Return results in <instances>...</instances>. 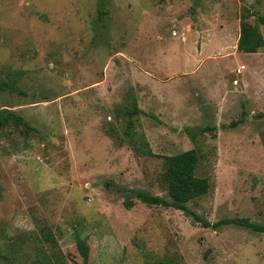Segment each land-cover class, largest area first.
Masks as SVG:
<instances>
[{"label":"rangeland","instance_id":"rangeland-1","mask_svg":"<svg viewBox=\"0 0 264 264\" xmlns=\"http://www.w3.org/2000/svg\"><path fill=\"white\" fill-rule=\"evenodd\" d=\"M244 6L264 14V0H0L14 88L0 110L30 128L0 135V264H83L77 237L86 264H264V233L227 223L264 224V46L233 48ZM191 149L210 188L187 208L209 227L124 208L126 190L167 198L156 156Z\"/></svg>","mask_w":264,"mask_h":264},{"label":"trees","instance_id":"trees-1","mask_svg":"<svg viewBox=\"0 0 264 264\" xmlns=\"http://www.w3.org/2000/svg\"><path fill=\"white\" fill-rule=\"evenodd\" d=\"M101 11V8H98ZM255 17V22L250 24L249 19ZM259 27H264V14L257 15L252 12L250 8L243 7L239 18V37L236 44V50L244 54L257 53L264 46V39L260 33ZM22 76L21 72H16L11 77V83L18 81ZM13 90L11 84L7 82H0V91ZM140 113L136 105L129 111V114ZM8 126H21L24 129L30 130L24 118L15 113L1 109L0 110V135L4 128ZM133 123L130 122L127 129L132 128ZM149 156H153L147 152ZM154 157V156H153ZM162 160L163 178L166 185V196L151 195L140 190L122 191L124 194L123 206L130 209L134 202L130 200L133 196L138 201L148 206H162L182 211L187 216L192 217L196 222H200L203 227H209V223L196 215L187 208V204L199 197L206 195L209 191L210 185L207 178L196 175V169L199 164L200 156L195 149L181 152L170 156H156ZM108 185V184H107ZM227 223L236 225H243L255 232L264 233V224H252L246 220H232ZM214 224L213 227H217ZM45 238H49L46 236ZM76 247L82 258L83 264L87 263L89 256V246L79 237L76 239Z\"/></svg>","mask_w":264,"mask_h":264},{"label":"crops","instance_id":"crops-1","mask_svg":"<svg viewBox=\"0 0 264 264\" xmlns=\"http://www.w3.org/2000/svg\"><path fill=\"white\" fill-rule=\"evenodd\" d=\"M238 40V39H237ZM236 44H237V41H235V44H234V46H233V48L236 50ZM239 53H241V52H239ZM244 54V53H243ZM254 54H256V53H254ZM207 56L208 55H206L205 57H203V59H206L207 58Z\"/></svg>","mask_w":264,"mask_h":264}]
</instances>
